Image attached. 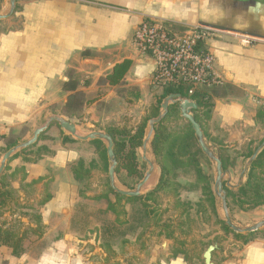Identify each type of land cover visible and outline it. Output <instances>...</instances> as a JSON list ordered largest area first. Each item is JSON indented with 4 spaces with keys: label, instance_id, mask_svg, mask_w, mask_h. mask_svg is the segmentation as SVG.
<instances>
[{
    "label": "rangeland",
    "instance_id": "rangeland-1",
    "mask_svg": "<svg viewBox=\"0 0 264 264\" xmlns=\"http://www.w3.org/2000/svg\"><path fill=\"white\" fill-rule=\"evenodd\" d=\"M13 16L0 22V32L7 30L8 21ZM82 74L81 76L84 75ZM222 82V86L217 87V90L220 89L219 97L223 95L224 97L218 98L219 103L212 111V118L205 119L200 115V119L204 125L207 144L224 161L225 187L237 190L240 184L243 185L248 181L250 154L255 153L264 143V105H261L258 112L261 115L254 120L248 106L247 117L244 119L238 117L235 112L237 109L240 110V105L242 107L244 103L241 98L243 95L241 91L235 90L229 95V87L224 80ZM163 91V88L153 84L149 85L147 92L140 91L137 87H129L126 83L108 86L102 77L95 84L93 93L89 96L91 99L85 97L90 103L73 109L64 106L65 103L49 105L48 115L49 118L59 117L75 124L79 134L83 136L92 132L109 133L112 129L135 131L147 121L146 138L149 122L154 119L152 116L155 110L160 107L159 114L162 111ZM183 94L186 96V93ZM249 95L250 99L247 102H255V94ZM229 107L233 111L232 115L228 113ZM182 119L165 122V126L173 132L180 131L176 134L188 138L189 145L178 152L179 158L183 161L165 162L163 155L158 157L155 154L151 143L147 156L155 168L151 178L142 188V196L130 200L128 197H117L110 192L111 162L109 158L107 163L103 159V152L107 148L105 142L101 141L103 142L101 145L80 142L61 129L59 123H51L34 146L19 152L9 160L1 176L3 179L0 181V186H5L11 195L7 199L3 198L5 201L0 204V226L20 236L24 235L23 246L28 257L50 245L43 240L46 227L43 225L40 208L50 201L48 200L51 196L49 185L53 181L50 179L53 173L47 177L30 179L27 178L26 170L29 163L51 157L56 150H62L69 143L79 155L77 161L70 166H77L78 162L80 166L82 164L80 173L85 177L79 182L81 192L89 193L85 204L86 213L82 211L78 217L88 221L90 227L85 229L82 223L79 229L82 235L87 236L89 231L97 232L98 237H101L100 246L108 255L104 259V264H147L152 256H157V252L160 257L154 264L176 259L174 257L177 252L183 253L178 254L177 258L184 259L187 264H204L203 255L211 245L217 246L213 253V264H225L233 259L242 258L243 248L247 244L236 238L234 234L223 230L219 223V220L225 221L222 202L215 193L214 204L209 201L208 196L205 195V187L200 182L197 166L190 161L198 157L202 173L208 177L213 191L217 174L216 164L199 153V144L197 145L193 138L195 135L184 132L188 121ZM28 130L23 128L19 134L11 135V140L19 145L31 139L32 134L27 136ZM66 135L70 139H65ZM10 149L6 144L0 150V164L3 155ZM262 150H259V153ZM187 155L193 158L186 161ZM143 156L141 147L137 157L139 174L134 176H129L124 169L125 161L122 165L118 162L116 169L119 168V171L116 172L115 179L119 188L134 191L144 179L150 167ZM164 165L168 167H166V176L163 174ZM261 172H264V168L259 170V174ZM109 200L114 203L112 207ZM232 219L238 226H252L264 220V205L253 207L243 197L237 198L236 202L232 203ZM257 239H264L262 231L248 238L249 243ZM90 248L88 251H92ZM131 249L135 254L133 257L123 262L117 260L119 253L124 255ZM34 260L35 258L31 259V257L15 259L8 247L0 249V264H32Z\"/></svg>",
    "mask_w": 264,
    "mask_h": 264
},
{
    "label": "crops",
    "instance_id": "crops-1",
    "mask_svg": "<svg viewBox=\"0 0 264 264\" xmlns=\"http://www.w3.org/2000/svg\"><path fill=\"white\" fill-rule=\"evenodd\" d=\"M16 1L9 27L0 32V150L6 145L5 138L19 134L23 128L29 129L27 136H33L35 130L46 125L50 119L49 105L66 106L75 94L64 90L71 79L78 82L77 92L90 100L100 78H106L116 65L130 60L132 65L122 83L147 92L153 84L154 62L138 50L133 35L148 18L178 31L210 25L262 40L244 46L237 38L224 36L208 44L215 55L219 76L227 87L243 95L244 103L236 110L237 116L246 118L247 106L253 120L261 115L258 112L264 105V0ZM9 3L10 0H0V15L8 12ZM249 94H255V102H247ZM223 97L214 98L215 107L218 98ZM228 113H233L230 107ZM78 157L74 146L68 143L53 156L28 164L27 178L39 179L53 173L49 185L51 199L40 208L46 227L43 240L50 245L29 256L35 258L32 264H104L108 256L100 246L97 232L88 231L85 236L79 229L82 223L85 229L90 226L78 217L82 211L86 213L89 198V193L81 192L80 181L73 173V165L70 166ZM134 255L131 249L124 255L119 253L117 260L123 262ZM156 255L147 264L158 261L159 252ZM23 257L29 258L26 253L14 258ZM161 264L187 263L179 257ZM225 264H264V239L245 245L242 258Z\"/></svg>",
    "mask_w": 264,
    "mask_h": 264
},
{
    "label": "trees",
    "instance_id": "trees-1",
    "mask_svg": "<svg viewBox=\"0 0 264 264\" xmlns=\"http://www.w3.org/2000/svg\"><path fill=\"white\" fill-rule=\"evenodd\" d=\"M132 65V62L130 60H126L118 65H116L113 69V71L107 75L106 78H104V82L108 84L109 86H118L123 82V79L127 72L129 71L130 67ZM78 82L75 80H70L68 83L64 85L65 91H71L75 92V94L69 99L68 103L66 104L67 108L73 109L74 107H80L83 104H88L90 101H87L85 99V95L82 92H77ZM217 88L213 89H201L194 93L193 96H185L183 91L181 89H172V88H166L163 91V99H165L167 96L171 94H180L182 97L189 98L193 102L197 104V109L192 110L194 112V116L196 121L201 125L202 130L204 128L203 123L201 122L200 115L204 116L205 119L212 118V111L215 107L214 98L219 97L218 92L216 90ZM230 92H228L229 95L233 94V88L229 87ZM154 115L152 118L156 119L159 116L160 107L155 110ZM151 118V119H152ZM179 121L183 120L181 117V112L178 105H171L169 107V112L165 119L158 125L155 126V132H154V139L152 141V148L158 157L163 155L165 162H175L180 163L183 160L179 158L178 152L182 151L184 148L186 149L188 138H184L183 136H180L179 134H176L180 131H172L168 130L165 126V122H173V121ZM147 126V121L144 122L139 128L134 130H127V129H112L109 131V135L113 138L114 141V152L116 155L117 162H119L121 165L123 161H125L124 169L127 170L129 176H134L139 174L137 168V157H138V150L142 147L143 141L145 139V129ZM184 132H187L189 135L192 134L193 136L195 133L192 130L191 124L188 122L187 129H184ZM204 132V131H203ZM205 135V134H204ZM206 137V136H205ZM196 140V144L198 145V140L193 137ZM65 139H70L69 136H65ZM6 144L9 146V148H13L17 146V143L14 140H11L10 137L5 138ZM94 144H103V142L97 140L93 141ZM199 153L203 154L201 151L200 146L198 145ZM176 148V150H175ZM172 152V153H170ZM18 155V154H16ZM195 155V154H194ZM254 155V152L250 154L249 158ZM178 156V157H176ZM15 157V156H14ZM220 157V156H219ZM193 156L187 155L186 161H190ZM207 158V157H206ZM103 159L105 162H108V155L107 151L103 152ZM220 159L223 162V168H224V161L220 157ZM194 166H197V172L199 173V179L200 182L204 185V191L205 195L208 196L209 201L214 204L215 202V192L212 188H210L209 185V179L208 177L203 174L202 169L198 162V157L195 160L190 161ZM166 165L163 166V174L166 176ZM168 168V167H167ZM264 168V148L262 152H260L256 159L252 162L250 165V170L248 173V181L241 185L237 190L228 189L224 185V189L227 192V199H228V206L232 217V203L236 202V199L238 198H244L246 199V202L248 204H251L253 207H259L264 205V172H261L259 174V170ZM80 169H82V164L80 166L79 162L77 166L73 167V173L77 180L82 181L83 176L80 172ZM119 171V168L116 169V172ZM2 177H0V181H2ZM1 184V183H0ZM110 192L114 194L117 197H121L119 194L115 193L112 188H109ZM11 193L6 190L5 186H0V204H2L5 200L3 198L9 197ZM139 198V197H138ZM138 198H129L130 199H138ZM2 199V200H1ZM51 199V196L48 197V200ZM110 199V198H109ZM110 201V200H109ZM234 201V202H233ZM110 206L114 203L111 201L109 202ZM112 207V206H111ZM219 223L222 225V228L227 233H232L234 236L238 239L243 240L244 244H248L249 240L248 238L254 233L250 235H242V234H236L234 233L225 223V221L219 220ZM264 233V230L262 231ZM25 234V233H24ZM24 235L16 234L14 231H10L8 229H3L0 226V248L1 247H8L12 255L16 258H20L24 255ZM110 251V250H108ZM178 254H183L182 252H177L176 256L174 258L178 257Z\"/></svg>",
    "mask_w": 264,
    "mask_h": 264
},
{
    "label": "built area",
    "instance_id": "built-area-1",
    "mask_svg": "<svg viewBox=\"0 0 264 264\" xmlns=\"http://www.w3.org/2000/svg\"><path fill=\"white\" fill-rule=\"evenodd\" d=\"M224 36L235 37L244 46L262 41L210 25L178 31L148 18L136 28L133 42L154 62L153 85L163 89H181L191 97L198 90L222 86L223 80L215 67L216 58L208 44ZM181 99L190 100L182 96Z\"/></svg>",
    "mask_w": 264,
    "mask_h": 264
},
{
    "label": "water",
    "instance_id": "water-1",
    "mask_svg": "<svg viewBox=\"0 0 264 264\" xmlns=\"http://www.w3.org/2000/svg\"><path fill=\"white\" fill-rule=\"evenodd\" d=\"M16 0H10V7L7 13L0 15V22L4 20L10 19L15 10H16ZM180 108L181 116L184 118L186 121H188L191 124L192 130L195 133V136L198 140L199 146L201 148L202 153L208 157L210 160L215 162L216 164V179H215V185H214V191L216 196L221 200L222 202V207L225 215V223L226 225L236 234H242V235H247V234H252L256 232H260L264 230V220L260 221L252 226H247V227H241L236 225L233 222V219L231 217V213L229 210L228 206V199H227V192L224 189V177H225V171L223 170V162L220 159L219 156H217L212 148L207 144L204 136V132L202 130L201 125L196 121L195 116L192 113V110H196L197 104L193 101H190L188 99H181L180 94H171L167 98L164 99L161 108L162 111L160 112L159 116L156 119H153L149 122V131L146 135V138L143 141L142 145V150L144 154V159L146 162L149 164L150 170L146 173L144 179L137 185L136 189L134 191L130 190H125L121 189L117 186L116 184V168L118 166V162L116 159V155L114 152V141L111 135L108 133L104 132H92L88 135H80L77 126L63 118L59 117H52L49 119L46 125H44L41 128H38L35 130L33 136L31 139L23 142L22 144H19L12 149L8 150L2 157L1 164H0V177L3 175L7 168V164L9 160L14 157L16 154L19 152H22L26 149H29L30 147L34 146L38 140L41 134L46 132L48 128L50 127L51 123L57 122L60 124L61 129L64 131L68 132L70 136H72L74 139L80 141V142H93V141H103L107 144V155L108 158L111 162V166L109 168V179H110V186L112 190L119 194L120 196L123 197H128V198H138L142 196V188L147 184L149 179L152 176L153 170L155 168L154 164L147 158V151L148 147L152 143L154 132H155V126L160 124L165 117L167 116L169 112V107L171 105H178ZM264 148V143L262 146L254 153V155L251 157L249 160V165L252 164V162L256 159L259 150ZM243 175L241 176V178ZM241 186V184L239 185ZM237 186V187H239ZM217 249L216 245H211L207 248L205 251L203 258H204V264H213L212 263V258H213V253Z\"/></svg>",
    "mask_w": 264,
    "mask_h": 264
},
{
    "label": "bare ground",
    "instance_id": "bare-ground-1",
    "mask_svg": "<svg viewBox=\"0 0 264 264\" xmlns=\"http://www.w3.org/2000/svg\"><path fill=\"white\" fill-rule=\"evenodd\" d=\"M148 157V156H147ZM148 159H149V157H148ZM151 161V160H150Z\"/></svg>",
    "mask_w": 264,
    "mask_h": 264
}]
</instances>
